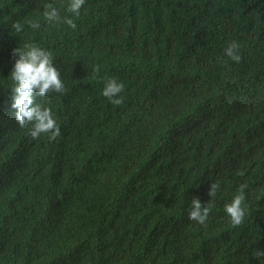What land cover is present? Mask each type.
I'll list each match as a JSON object with an SVG mask.
<instances>
[{"label": "trees", "instance_id": "16d2710c", "mask_svg": "<svg viewBox=\"0 0 264 264\" xmlns=\"http://www.w3.org/2000/svg\"><path fill=\"white\" fill-rule=\"evenodd\" d=\"M50 3L76 28L47 23ZM68 3L0 0V264H264V0H85L79 17ZM25 43L61 71L66 91L36 97L55 140L15 120ZM194 197L212 201L206 225L189 219Z\"/></svg>", "mask_w": 264, "mask_h": 264}, {"label": "clouds", "instance_id": "9594fccd", "mask_svg": "<svg viewBox=\"0 0 264 264\" xmlns=\"http://www.w3.org/2000/svg\"><path fill=\"white\" fill-rule=\"evenodd\" d=\"M85 4V0H69L66 11L79 17L80 10ZM44 19L49 24L65 23L75 29L76 24L69 16L61 17L60 11L51 3L46 5L43 12ZM32 29L41 27L39 22H30ZM19 22L13 24V28L19 32L22 30ZM239 44L231 42L225 49L227 57L235 62H240ZM15 59L13 69L9 75L13 87L11 88V107L15 109V120L21 128L32 126L30 135L36 139L41 134H48L50 140H55L60 136V127L50 108L42 107L36 102V97H45L50 93H64L66 91L61 78V71L54 63L53 53L35 43H25L23 47L13 49ZM124 90V84L118 82L116 78H109L103 89V96L113 105H121L123 99L119 94ZM246 183L240 184L237 194L226 203L224 211L229 217L232 226H239L246 218L248 205L246 204L245 190ZM220 189V185L214 182L210 185L208 195L215 197ZM189 219L201 225H206L209 214L213 208L212 201L202 205L199 198L194 197L191 201ZM255 257H264V251H255Z\"/></svg>", "mask_w": 264, "mask_h": 264}]
</instances>
